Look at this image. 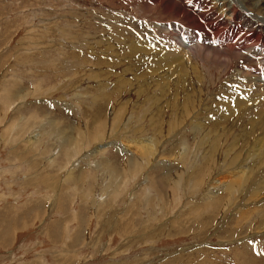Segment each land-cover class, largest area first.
<instances>
[{
    "label": "rangeland",
    "instance_id": "rangeland-1",
    "mask_svg": "<svg viewBox=\"0 0 264 264\" xmlns=\"http://www.w3.org/2000/svg\"><path fill=\"white\" fill-rule=\"evenodd\" d=\"M139 6L0 0V264H264V183L203 199L230 171L205 164L207 146L223 145L218 163L235 157L217 122L227 107L193 120L197 95L177 120L185 96L174 88L159 116L156 87L139 78L180 44L157 32L170 18ZM129 36L153 51L146 67L127 54ZM199 67L207 107L224 103L227 77Z\"/></svg>",
    "mask_w": 264,
    "mask_h": 264
},
{
    "label": "bare ground",
    "instance_id": "bare-ground-1",
    "mask_svg": "<svg viewBox=\"0 0 264 264\" xmlns=\"http://www.w3.org/2000/svg\"><path fill=\"white\" fill-rule=\"evenodd\" d=\"M138 2L140 6L137 13H143L148 9L153 15H158L159 19L166 16L173 21L172 24L163 23L162 25L163 21L157 20L155 23L158 26L157 32L165 39L169 38L180 44L176 45L177 51L172 54L158 53L152 57V50L137 46L132 38L128 37L127 54L133 56L138 66L144 61L143 66L146 67L147 60L145 61L142 55L152 57L150 58L152 61L150 74L138 78L143 81L142 91L151 88L152 83L156 87L157 97L149 100L154 99L152 105L158 106L159 116L165 114V109L161 106L162 96L173 93L174 88L180 94L183 92L185 96L181 113L175 114L177 120L188 115V110L196 102L197 95L203 105L198 104V107L196 105V110L199 108L210 113L219 109L220 105L227 107V111L219 116L217 122L221 124L220 136L225 137L224 141H227L229 137L233 138V142L228 141L230 149L227 154L233 153L235 157L230 161L223 160L218 163L217 152L223 145L212 141L207 146L209 154L203 157L205 164L210 167L228 166L230 171L216 177L203 199L211 198L210 195L213 193L211 190L215 191L214 189L229 190L231 185L250 181L264 183V0H138ZM217 22L226 29L223 30ZM222 32L226 33L229 39L243 42L240 45L229 44L222 36L227 44H221L218 39ZM213 36L215 42H211ZM154 38L152 36L148 43ZM199 60L208 65L207 71L227 77V83L233 88V93L224 99V103L217 101L219 95H216L215 101L207 107L208 100L204 99L205 91L201 89L205 77L202 76L204 73L202 75L200 73ZM190 72H193L192 77ZM193 86L199 88L193 92ZM222 90L223 93L227 92L225 87H222ZM229 107H240V109L232 110ZM196 110L193 112L195 117L193 120H197L199 115ZM235 113L236 118L231 119V115ZM217 122L212 125V131L216 128ZM212 131H209L210 137ZM216 138L218 139V136ZM239 144L247 146L248 149L240 150ZM227 158L229 157L225 159ZM236 166L239 171L236 169L235 172L233 168ZM254 186L256 187L255 184Z\"/></svg>",
    "mask_w": 264,
    "mask_h": 264
},
{
    "label": "snow or ice",
    "instance_id": "snow-or-ice-1",
    "mask_svg": "<svg viewBox=\"0 0 264 264\" xmlns=\"http://www.w3.org/2000/svg\"><path fill=\"white\" fill-rule=\"evenodd\" d=\"M201 39H203V37L201 36Z\"/></svg>",
    "mask_w": 264,
    "mask_h": 264
}]
</instances>
